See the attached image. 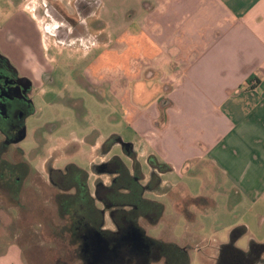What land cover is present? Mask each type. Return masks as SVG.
Returning <instances> with one entry per match:
<instances>
[{
    "label": "rangeland",
    "instance_id": "374dc122",
    "mask_svg": "<svg viewBox=\"0 0 264 264\" xmlns=\"http://www.w3.org/2000/svg\"><path fill=\"white\" fill-rule=\"evenodd\" d=\"M98 2L30 0L26 2L28 9L0 0V25L7 23L3 35L12 42L7 45L8 51L16 47L20 55L17 61L31 75L28 95L33 111L24 120L26 133L20 142L6 144L0 133V184L8 183L6 178L10 172L20 176V180H13L10 189L13 193L0 187V248L5 243H18L26 264H83L77 251L78 243L72 241L68 232L69 215L60 212L59 204L65 198L57 195L64 191L73 193L78 186L66 191L70 182L51 178L53 168L66 177L73 175L76 169L81 172V182L93 197L91 204L102 210L101 229L107 230L116 228L113 208H109L110 192L123 194L126 191L104 189L118 176L114 165L106 166L107 169H94V166L117 156L126 168L122 174L130 177L135 173L133 164L137 161L141 184L150 180L151 172L143 155L140 159L135 153L127 155L121 143L104 147L110 138L118 137L124 143L135 138L113 88L98 81L100 74L94 70L100 66L99 60L106 75H113L112 70H116L119 62L113 56L102 57L113 49H109L113 47V37L110 36L111 41L107 43H96L89 48L77 46L84 42L91 44L103 29L95 15ZM106 30L111 35L110 28ZM10 31L14 37L8 35ZM3 55L0 52V56ZM120 59L127 66V55ZM91 70L95 74H91ZM158 175L161 177L160 173ZM162 178L172 183L175 194L155 195L150 190L143 193L144 198H153L164 205L162 219L150 225L141 217L138 223L150 237L178 245L183 242L188 261L182 260L179 264H201L200 252L220 254L219 242L229 241V231L252 218V214L245 217L244 208L235 204L239 197H224L226 178L205 163L188 164L182 172H167ZM209 180L217 183L215 187L220 183L221 190L213 187ZM202 183L205 185L200 189ZM97 194L104 199L102 203L97 200ZM209 194L211 197H206ZM199 197L204 200H192ZM176 205L184 206L186 211L176 209ZM191 233L199 237L193 238ZM250 233L264 242V229L258 231L253 227ZM250 233L243 234L234 245L247 250ZM232 257L230 252H225L219 258L220 264H233ZM150 264H165V261L151 259Z\"/></svg>",
    "mask_w": 264,
    "mask_h": 264
},
{
    "label": "crops",
    "instance_id": "0c3cea01",
    "mask_svg": "<svg viewBox=\"0 0 264 264\" xmlns=\"http://www.w3.org/2000/svg\"><path fill=\"white\" fill-rule=\"evenodd\" d=\"M5 1L30 9L26 5L30 0ZM98 1L95 15L103 29L91 44L77 46L89 48L113 37V47L108 46L113 49L102 57L113 56L119 62L116 70L106 75L100 60L94 70L100 74L97 80L113 88L122 104L135 138L128 143L130 151L139 159L144 156L150 172L149 157L169 169L160 173V187L167 190L150 192L175 194L172 183L162 175L182 172L191 163H205L226 178L224 197H239L235 204L244 208V216L252 214L239 225L244 226V234L253 227L263 230L264 0ZM5 24L0 25V52L31 85V75L17 61L16 47V53L8 51L12 42L3 35ZM11 32L8 35L14 37ZM123 55H127V66L121 63ZM211 183L213 187L217 184ZM163 214L164 210L160 219ZM144 234L148 236L146 231ZM249 236V245L264 244L251 233ZM229 241L219 242V248ZM182 245L178 246L184 248ZM201 253V264H219L220 254ZM259 254L264 258V251ZM0 264H26L21 246L2 245Z\"/></svg>",
    "mask_w": 264,
    "mask_h": 264
},
{
    "label": "trees",
    "instance_id": "16d2710c",
    "mask_svg": "<svg viewBox=\"0 0 264 264\" xmlns=\"http://www.w3.org/2000/svg\"><path fill=\"white\" fill-rule=\"evenodd\" d=\"M116 143H121V139L118 137L110 138V140H107L106 146L104 147L111 148L112 145ZM122 145L123 150L127 153V155L133 153L130 151V144L126 146L122 143ZM148 163L151 166L152 170L150 180L145 185L141 184L140 182L137 161H134L133 164V169L135 173L132 174L130 177L122 174L124 169L126 168L124 164H122L120 158L117 156H113V158H111V160L106 163L94 166V169H98L100 167L103 169H107L106 166L108 167L109 165H114V173H116L118 176L113 180L112 185L109 188L105 186L104 189L117 190L116 188H118V191L121 189H124L126 191L123 194H117V192H110L108 190L110 192L108 201L112 203H109L111 204V206H108L109 208H113L111 209V213L116 227L115 230L101 229L102 210H100V208L94 207L91 204V201L88 203V205L90 204L87 208L88 212L84 213H70L68 211L70 205L67 204V202L65 201L60 202L59 206L61 209V214L69 215L68 219L70 221L67 226L68 232L72 241L78 243L77 251L78 255L83 261V264L87 263L86 257L84 256L82 251L85 242L88 241L84 238L86 235H88L89 233H93L94 231H100L107 238H114L126 234V231H128L130 228L138 229L142 233L144 240L146 239L150 243L151 249H153V255L151 259L155 261L164 259L165 264H179L182 260L187 263L188 253L185 248L180 247L173 242H166L162 239H155L152 237L145 236L144 230L140 227L138 223V219L143 217L148 220L149 223L155 224L160 219L164 210V206L162 203L144 198L143 193L148 190L160 193L166 191L168 188L160 187V177L158 175V173L168 171V167L155 162L151 157L148 158ZM118 180H121L122 182H118ZM192 200L199 201L200 199L196 198ZM103 201L104 199L102 200V202ZM178 209L186 211L184 206H180L178 207ZM244 232V226H238L231 230L230 241L226 244H223L220 248V257L225 252H230L231 256H236L239 259H246L247 257L253 255L255 251H264V244H259L255 242L250 243L247 251L235 248L233 246V243L242 234H244ZM143 264H150V261Z\"/></svg>",
    "mask_w": 264,
    "mask_h": 264
},
{
    "label": "flooded vegetation",
    "instance_id": "af4514ba",
    "mask_svg": "<svg viewBox=\"0 0 264 264\" xmlns=\"http://www.w3.org/2000/svg\"><path fill=\"white\" fill-rule=\"evenodd\" d=\"M21 78L22 76L16 73V70H14L7 60L0 56V133L3 134L2 142L4 141L6 144L21 141H16V139L21 130L25 128V118L33 112L32 102L28 95L31 89L30 82L28 84L25 80H21ZM52 172L51 178L53 176L60 180L64 178L65 183L70 182L69 185L65 187L66 191L74 188V185L78 186L73 193L64 191L57 194L60 198H65L62 201L70 205L68 211L70 213L88 212L87 208L90 205H88V203L93 197L87 192L86 188H84V183L81 182V180H83L81 172L76 169V172L69 177H66L65 173L61 175L57 174V168H53ZM14 173L15 172L8 173L9 178L6 179L9 181L7 184L4 186L0 184L2 189L9 190L8 192L10 193H13L10 190L14 185L13 180H20L18 179L20 176H14ZM97 198V200L102 203V197L97 194ZM69 200L74 201V203H68ZM132 230L133 229L130 228L126 231V234L114 238H107L104 235L109 242L108 256L106 259L96 264H143L149 262L153 255V249H151L150 243L146 239L144 240V237L140 243L134 242L131 236ZM95 232L96 231L89 233L84 237L88 240L85 242L84 248H82L83 254L86 257V264H89L91 261V250L87 244H89ZM232 259L233 264H264V258L260 256L258 251H255L253 255L246 259H239L236 256H233Z\"/></svg>",
    "mask_w": 264,
    "mask_h": 264
},
{
    "label": "water",
    "instance_id": "95a60500",
    "mask_svg": "<svg viewBox=\"0 0 264 264\" xmlns=\"http://www.w3.org/2000/svg\"><path fill=\"white\" fill-rule=\"evenodd\" d=\"M21 80H25L28 84L29 81L26 78H21ZM25 128H23L18 135L16 141H20L24 139L25 137ZM124 145L128 146V143H123ZM132 240L134 242L140 243V241L143 239L142 233L138 229H133L131 231ZM90 247L91 250V261L89 264H96L99 261H102L103 259H106L108 256V250H109V242L108 240L102 235L100 231H96L92 237L89 244H87Z\"/></svg>",
    "mask_w": 264,
    "mask_h": 264
}]
</instances>
